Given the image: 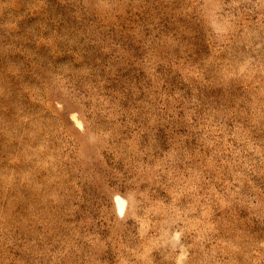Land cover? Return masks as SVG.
Returning <instances> with one entry per match:
<instances>
[{"label": "rangeland", "instance_id": "1", "mask_svg": "<svg viewBox=\"0 0 264 264\" xmlns=\"http://www.w3.org/2000/svg\"><path fill=\"white\" fill-rule=\"evenodd\" d=\"M0 264H264V0H0Z\"/></svg>", "mask_w": 264, "mask_h": 264}]
</instances>
